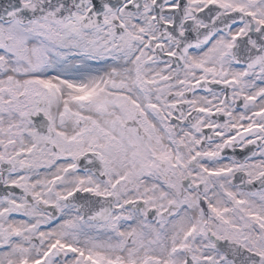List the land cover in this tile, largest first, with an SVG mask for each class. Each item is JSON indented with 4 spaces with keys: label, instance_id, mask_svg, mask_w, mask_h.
<instances>
[{
    "label": "snow or ice",
    "instance_id": "obj_1",
    "mask_svg": "<svg viewBox=\"0 0 264 264\" xmlns=\"http://www.w3.org/2000/svg\"><path fill=\"white\" fill-rule=\"evenodd\" d=\"M0 264H264V0H0Z\"/></svg>",
    "mask_w": 264,
    "mask_h": 264
}]
</instances>
